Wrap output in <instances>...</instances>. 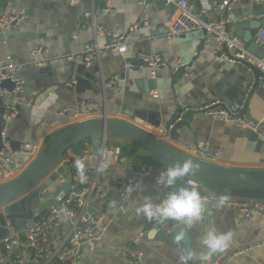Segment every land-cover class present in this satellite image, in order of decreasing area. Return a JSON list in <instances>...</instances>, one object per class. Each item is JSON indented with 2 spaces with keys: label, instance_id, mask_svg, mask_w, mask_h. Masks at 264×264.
<instances>
[{
  "label": "crops",
  "instance_id": "crops-1",
  "mask_svg": "<svg viewBox=\"0 0 264 264\" xmlns=\"http://www.w3.org/2000/svg\"><path fill=\"white\" fill-rule=\"evenodd\" d=\"M147 1L149 3L145 9L139 0H15L14 6L24 11L28 19L3 36L0 62L11 56L22 66L20 76L25 83L24 97L27 100L37 93L32 112L28 111L29 105L25 101L8 130V138L13 141L15 149L28 144L38 149L33 159L16 158L18 164L23 166V172L33 165L61 131L88 119L103 116L120 119L167 141L161 129H154L149 123L133 117L130 109L136 106L134 98L140 95L141 88L152 79L147 70L138 66L144 55L157 54L169 64L168 69L158 72L154 79L157 88L151 92L153 99L148 100L153 104L152 109L160 113L161 120L169 118L177 101L207 105L211 100H220L234 105L245 97L242 104H247L246 111L264 130V85L254 90L255 78L249 73L243 75L237 66L218 60L213 47L199 56L179 82L175 85L171 83L172 68L177 65V61H182V57L190 60L191 56L181 50L180 43L186 39H169L166 36L176 17L175 10L162 3V0ZM200 2L209 18L216 20L219 16L218 7L223 0ZM262 10L264 5L259 6L252 0H239L231 14L236 24L253 20V14ZM86 14H90L88 24ZM142 20L145 23L143 29L134 32L129 40V55L123 58L104 49L108 40L96 32V27L113 31L115 35H128ZM185 36L193 38V49L200 42L202 33L194 32ZM89 48L99 49L100 59L88 68L63 59ZM36 51L39 53L35 54ZM127 60H133L137 69H126L124 63ZM114 78L118 79V86L111 84ZM73 79L75 83L70 85ZM91 102L96 103L95 109L88 108ZM140 106L150 109L144 103ZM64 109L68 110L62 115ZM75 114L83 116L75 119ZM190 127L179 131L178 141L189 145L206 142L210 152L218 155L216 164L241 171L264 170L262 141L254 132L213 119L201 111L196 113ZM112 149L120 150L116 164L109 153ZM125 152L130 153V158L121 159ZM149 156V152L129 139L111 135L107 137L103 159L108 167L101 170L99 177L103 196L92 202L91 209L97 211L94 218H109L108 230L99 241L82 248L79 264H136L123 252L131 238L141 231L147 234L135 248L144 256L142 264H181L179 256L186 248L180 245L181 242L172 243L152 231L149 219H163L169 209H194L197 202L202 204L203 200L170 197L168 189L140 190L132 200H123L120 184L136 181V177L124 167L155 163L144 159ZM75 158V153L68 151L66 159ZM88 163L90 166L87 168L95 166L91 164V158L85 165ZM172 169L173 173L165 179L173 181V188L180 190L176 175H185L186 181L191 177L174 167ZM65 178L55 184L51 191L58 189ZM4 182V174L0 169V186ZM223 185L230 188L238 186L233 183ZM209 190L212 198L209 209L203 210L195 221L182 218L191 240V246L185 254L186 261L182 264H210L225 248L236 252L264 241V216H253L250 223L243 227L240 225L242 213L220 202L222 198L231 199L223 195L224 189L214 185ZM23 201L15 200L13 203L22 205ZM46 205L47 201H41L35 208L42 210ZM70 228L71 223L68 221L54 231L51 244L55 247L60 245L68 236ZM228 264H264V248L236 256Z\"/></svg>",
  "mask_w": 264,
  "mask_h": 264
},
{
  "label": "built area",
  "instance_id": "built-area-1",
  "mask_svg": "<svg viewBox=\"0 0 264 264\" xmlns=\"http://www.w3.org/2000/svg\"><path fill=\"white\" fill-rule=\"evenodd\" d=\"M162 1L173 8L176 13V17L166 33L169 39H178L183 35L194 32H205V48L207 50L209 47H213L218 60L237 67H245L249 72H252L253 68L258 69L264 76V57L261 58L256 53H251L243 39L231 37V28L235 24L231 13L235 3L239 0H223V3L218 7L219 16L216 20H211L206 10L197 11L189 0ZM252 1L259 6L264 5V0ZM139 3L145 9L148 7L147 0H139ZM106 11L108 12V10ZM85 18L87 23L90 14H86ZM27 19L28 16L24 11L18 10L13 3L8 2L0 16V43H4L2 38L8 31L20 27ZM142 23L143 20L137 23L128 35H115L113 31L102 27H96V32L108 40L104 47L106 51L117 53L124 58L129 55V40L132 38V34L139 30ZM253 43L259 50L264 51V27L256 32ZM36 53H39V51H36ZM63 59L79 63L88 68L100 59V50L89 48ZM140 64L138 66L147 70L152 79L156 78L160 70L169 67V64L157 54L142 56ZM138 66L133 60H127L124 63V67L129 71H134ZM183 67L182 61L178 60L177 65L172 68V73H178ZM21 70L22 66L17 64L11 56H7L5 61L0 62V84L10 81L15 85V89L11 93L5 89L0 90V97L3 102L1 108L5 111L3 116L0 111V125H2L0 169L3 171L5 182L14 181L23 173V166L18 164L17 157L33 159L38 150L36 146L29 144L14 150L11 143L7 141L9 127L18 115L17 106L22 105L25 101L29 105L36 100L35 97L37 96V93H35L28 100L24 97L25 83L20 76ZM262 81L264 85V77ZM73 83H75L74 79L71 80L70 85ZM111 84L118 86V79H112ZM96 107L97 105L94 102L88 104L90 110ZM67 110L64 109L61 114L64 115ZM199 111L213 119H220L226 124L254 132L264 142V130L261 129L259 123L239 117V113L235 112L232 105L227 102L215 100ZM82 116L83 114H75V119ZM160 132L165 134L167 142H170L175 148L184 153L201 160L217 163L218 155L210 152L209 145L206 142L190 145L180 141L171 142L165 131L160 130ZM109 153L115 159L116 164L120 150L112 149ZM91 157L92 146L90 145L83 156L65 160L71 167L76 168L69 193L57 206L50 209L46 218L41 219L31 227H27L20 233L16 232L14 236L8 235L0 242V264H79L82 248L89 243L99 241L105 235L108 230L109 218L107 216L90 217L88 211L92 207V202L103 196L102 187L99 185V175L102 169L108 167V163L103 161L99 168L97 166L87 168L84 165ZM124 170L130 171L136 177V181L120 184V196L125 201L129 200L136 191L169 189L174 186L173 181L165 179L173 173L172 167L167 164L128 165L124 167ZM152 177L158 179L153 180ZM186 186L196 188L201 184L193 178H188ZM209 201H212V198ZM220 202L223 206L237 209L242 213L240 225L243 227L250 223L253 216H264V201L261 200L222 198ZM203 210L201 202L198 201L197 207L194 209H169L163 219L151 218L149 220L159 232L172 234L175 227L170 221L171 218L180 217L195 221ZM41 211L36 209L35 217H38ZM68 221L71 223L68 236L62 240L60 245L53 246L51 244L52 234ZM10 230L12 229L10 228ZM146 234L145 231H141L134 235L123 252L136 264H142L144 261L143 254L135 247L138 246ZM259 248H264V241L236 252H230L228 248H225L210 264H228L236 256L244 255ZM185 261V256L181 254L179 263L182 264Z\"/></svg>",
  "mask_w": 264,
  "mask_h": 264
},
{
  "label": "water",
  "instance_id": "water-1",
  "mask_svg": "<svg viewBox=\"0 0 264 264\" xmlns=\"http://www.w3.org/2000/svg\"><path fill=\"white\" fill-rule=\"evenodd\" d=\"M195 9L199 12L203 11V6L200 0H189ZM8 2L14 4L15 0H0V16L3 13ZM147 3H149L147 1ZM162 3H165L162 1ZM253 20H246L240 23H236L231 28V37H239L249 46L251 53H256L259 57H264V51L259 50L253 43L256 32L264 27V10L253 14ZM144 22L140 25L139 30L143 29ZM143 34V31H141ZM202 33L200 42L191 49V42L193 38L183 35L181 38L186 39L185 42L180 43L181 50L184 54H190L191 58L184 59L182 55V64L184 67L179 70L178 73H173L171 76V83L179 82L185 75H187V69L199 58V56L206 51L205 41L206 33ZM129 34V33H128ZM85 49L84 51H86ZM181 54V53H179ZM85 67V66H84ZM137 69V68H136ZM243 75L250 74L255 78L254 90L259 89L263 85V74L258 69H252L249 72L245 67H238ZM135 70V69H134ZM148 82V81H147ZM250 86V85H249ZM156 80L150 79L149 83H145V87L141 88L140 95L135 97L136 106H131L132 116L138 117L144 122L149 123L154 129H161L169 135L171 142L178 141L180 139L179 131L188 128L190 129V123L192 122L196 113L204 107L202 103H188V102H175L174 111L169 113V118L161 120L160 113L152 109L153 104L148 100L153 99L151 92L156 90ZM5 89L10 93L15 89V85L10 81H5L0 84V90ZM177 94V93H176ZM177 97L179 95L177 94ZM245 97L238 103L232 105L235 112L239 113V117L246 118L257 123L253 120L248 113L247 104L244 103ZM249 101V99H248ZM213 101L207 103L210 104ZM2 99L0 97V111L1 115L5 114V111L1 108ZM148 107H141L143 104ZM242 104V105H241ZM35 105V101L29 104V112ZM244 105V108L242 109ZM206 106V105H205ZM22 105L17 106L19 112ZM151 115V116H149ZM261 129L263 126H261ZM2 125H0V150L2 147L1 139ZM116 136L120 138H126L133 141L139 147L145 149L150 153L149 157L144 159H150L155 163L150 164H167L180 171H183L188 177L200 181L203 186L196 188H189L186 186L185 175H176L180 190H175L173 187L167 190L170 197H183L188 200H203L202 206L204 212L209 209L210 206V190L214 185L221 186L224 189L223 195L228 196L231 199H259L264 201V170L260 171H241L236 169H228L222 167L216 163L201 160L192 157L183 151L175 148L170 142L164 141L155 135L143 130L138 125L127 123L120 119L109 118L103 116L101 118H94L84 120L76 125L63 130L51 143H49L45 150L40 154L39 158L33 163V165L26 169L20 177L14 181L4 182L0 186V242L8 235L14 236L15 233H20L27 227L33 226L41 219L46 218L49 215L50 209L57 206L70 191V184L73 181L75 169L71 167L68 162L65 161L66 154L72 146L78 144L81 141L93 140L92 145V157L91 164L100 167L104 161V151L107 145L108 136ZM257 135V134H256ZM258 139L260 138L257 135ZM261 139V138H260ZM15 149V145L10 138L7 139ZM262 141V140H261ZM262 157L264 159V142L262 141ZM130 158V153H123L121 159ZM143 158V157H142ZM72 160V159H68ZM121 161V160H120ZM90 166V163L84 165ZM66 178L61 183L60 187L54 191L51 189L57 184L63 177ZM101 176V173L99 177ZM223 183L237 184V187H223ZM41 190V191H39ZM139 191H136L131 200L135 198ZM219 195V194H218ZM24 200L22 205L14 204L15 200ZM129 199V200H130ZM47 201V205L42 209L41 214L35 217V205L37 202ZM97 211L90 209L88 216L93 217ZM170 221L174 225V231L172 234H166L159 232L157 228L151 224L150 228L158 234L163 235L165 239L172 243L181 242V246L186 248L182 254L187 255V250L191 246V240L187 231V227L183 223V219L180 217H173ZM10 228L12 230H10ZM186 254V255H185ZM31 264V263H29Z\"/></svg>",
  "mask_w": 264,
  "mask_h": 264
},
{
  "label": "trees",
  "instance_id": "trees-1",
  "mask_svg": "<svg viewBox=\"0 0 264 264\" xmlns=\"http://www.w3.org/2000/svg\"><path fill=\"white\" fill-rule=\"evenodd\" d=\"M92 142H93L92 140L81 141L78 144L72 146L70 150L73 151L77 157H81L84 155L85 150L87 149L88 146L92 144Z\"/></svg>",
  "mask_w": 264,
  "mask_h": 264
},
{
  "label": "rangeland",
  "instance_id": "rangeland-1",
  "mask_svg": "<svg viewBox=\"0 0 264 264\" xmlns=\"http://www.w3.org/2000/svg\"><path fill=\"white\" fill-rule=\"evenodd\" d=\"M39 191H41V190H39ZM37 203H39V202H37ZM37 203H36V204H37Z\"/></svg>",
  "mask_w": 264,
  "mask_h": 264
}]
</instances>
